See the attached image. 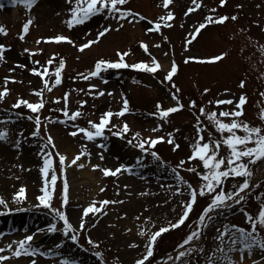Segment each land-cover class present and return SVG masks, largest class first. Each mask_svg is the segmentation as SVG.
<instances>
[{
  "label": "rangeland",
  "instance_id": "rangeland-1",
  "mask_svg": "<svg viewBox=\"0 0 264 264\" xmlns=\"http://www.w3.org/2000/svg\"><path fill=\"white\" fill-rule=\"evenodd\" d=\"M5 6L0 9V25L7 28V34H0V43L11 45L4 50V60H0V89L8 87L10 92L0 101V130H9L8 138L0 140V197L7 201V206L16 211L8 212L5 205L0 204V253L7 257L0 264H63L68 258L76 264H135V261L144 255L148 236L140 235V229L146 228L155 231L162 225L174 222L182 213L183 202L190 198L187 186L178 182L174 168L194 187H198L201 177L198 173L204 171L202 162L197 158L188 160L192 154L191 145L197 137L196 114L188 107L190 100H196L197 105H204L207 110H231L236 107V101L243 93L247 99L243 105L242 120L251 124L262 123L258 113L264 109V54L261 45H264V0H226L224 5L219 0H202L201 7L185 15L187 7L192 6L191 0H174L169 7L174 11L171 27L161 25L159 31H147L153 27L151 21L164 15L165 9L162 0H128L126 7L140 12L147 19L130 17L118 21L107 16L106 12L93 15L83 24L67 27L66 20L71 15L68 11L74 5L69 0H36L31 8L13 0H0ZM241 5V7H237ZM215 8V15L227 14L229 19L224 22L207 24L204 29L189 41V34ZM236 15V19L231 17ZM32 19L29 31L24 39L19 33L22 25ZM111 24L113 29L105 34L98 42L79 50L78 44L94 39L96 32ZM122 27L117 29V25ZM91 30V31H89ZM63 34L71 37L70 41H54L41 39ZM167 36L168 40L164 37ZM40 40L37 44L36 41ZM144 41L149 45L145 52L140 44ZM158 45V46H157ZM24 49H42L29 53ZM117 49L121 52L131 49L124 58L126 63L148 62L151 64L155 57L162 68L155 73L144 69L128 67L109 68L102 71L99 77L82 79L77 74L87 76L94 70L95 61L101 57L110 60L119 59ZM221 52L227 53L220 61L212 62L200 59L187 60V57H209ZM57 53V56H53ZM150 53V54H149ZM64 57L66 67L62 69V83L51 91L44 90L45 107L40 110L42 117L40 134L32 136L36 131L34 120L28 117L36 115L26 106L14 108L13 104L18 97L32 102L39 99L32 93L33 88H42V78L31 73L28 69L39 67L51 58L53 63L48 65L50 84L55 79L53 69L58 66L59 58ZM175 60L178 71L173 75V81L179 87L178 95L185 105L183 109L171 113L167 120L151 113L156 111L157 101L163 107L176 103L172 98L175 88L167 79V71L171 62ZM20 64L27 67H20ZM14 69V71H9ZM43 70V69H42ZM14 76L15 81L4 83V77ZM73 77H76L73 79ZM243 80L244 86H240ZM31 81V83H29ZM89 84L99 85L105 89V94L93 96L90 93L98 89H90ZM210 89L205 93L204 89ZM224 89L230 91L225 92ZM69 95V109L74 111L80 108L83 115L76 120L67 119L59 111L64 103L55 102L53 97ZM111 92V95L108 94ZM234 97L232 104H209V100ZM129 100L130 111L123 116L115 114L123 107V99ZM86 104L80 105L79 101ZM111 109L114 116L110 125L105 129V135L95 140H88L83 133L71 135L77 126L90 127L88 120L99 121L101 114ZM198 111V108L197 110ZM46 118V119H44ZM230 121L232 117H221ZM202 125H207L211 132L220 138V133L209 120L201 116ZM125 121L130 126V132L122 136L115 135L119 127L112 128L111 124L122 125ZM162 125V127H157ZM156 131H153V129ZM139 131L142 137L164 136V141H158L153 150L159 153L156 159L151 152L144 153L136 147L141 137H133L132 132ZM243 134L242 130H237ZM171 139L178 143L174 149ZM54 137L56 148L52 149L46 137ZM225 135L228 133L225 132ZM209 138L208 130L203 133ZM129 141H132L129 143ZM148 147V145H145ZM43 149V152L41 151ZM56 151L65 153L68 160L76 154L85 151L76 164L66 162L65 170L60 171L59 158ZM229 149L222 145L220 155H227ZM51 152L57 180L53 189L51 184V170L47 177L41 172L44 154ZM89 153L91 155H89ZM103 156V159L101 158ZM137 157H141L138 161ZM184 165L180 166V161ZM247 162V158H245ZM83 165L80 167L79 165ZM120 164H127L131 171L121 169L119 173L104 175L103 168H117ZM92 165H100L93 168ZM179 166V167H177ZM253 170L250 192L245 199L234 203L226 202V206L218 207L209 212L210 219L205 225H199L198 216L204 207L210 203L211 194L197 196V201L189 218L183 225L169 229L157 238L153 256L145 264H206L205 256H212L220 261L223 255L231 256L234 260L240 259L245 251L257 248V252L243 258V264H264V249L259 247V239L251 249H244L243 244L237 243L234 251H229L228 236L235 230L231 225L248 228L245 213L255 216L261 204H264V159H259L249 165ZM188 169H195L189 171ZM47 187L53 191L52 203L56 207H63L70 221L78 227L83 208L95 201L107 199L111 201L104 205L100 213L83 217L85 228L80 230L77 241H72L69 235L61 230L63 222L55 217L51 211L40 205L38 197L43 194L45 180ZM68 183V203L61 205L63 183ZM243 177H229L223 185L226 191L233 190L234 185L242 182ZM24 186L23 199H13V195ZM176 187L181 192L175 191ZM104 188V191H100ZM119 189V191H117ZM246 189L244 190L245 193ZM243 193V194H244ZM38 205V206H37ZM230 205V206H227ZM97 206H99L97 204ZM150 217L151 220L146 218ZM154 222V223H153ZM55 223L56 231H48V226ZM229 227V233L223 239V252L218 251L221 240L217 235ZM201 227V237L189 244L178 248L190 230ZM42 229V231H38ZM129 229L130 231H126ZM35 233L30 242L33 249L39 248L36 255L30 252L17 257L6 248L13 241H19L26 235ZM264 238V229L259 233ZM100 241L98 247L88 243L87 237ZM135 244L136 246H131ZM16 244L13 243V249ZM186 251L185 256L176 259L180 251ZM201 248L204 249L201 252ZM51 250L53 255L45 253ZM102 252V257L95 255ZM215 254V255H213ZM171 257V259H169Z\"/></svg>",
  "mask_w": 264,
  "mask_h": 264
},
{
  "label": "snow or ice",
  "instance_id": "snow-or-ice-1",
  "mask_svg": "<svg viewBox=\"0 0 264 264\" xmlns=\"http://www.w3.org/2000/svg\"><path fill=\"white\" fill-rule=\"evenodd\" d=\"M74 6L69 8L68 11L71 15L67 18L66 24L68 28H72L74 25L83 24L85 21L89 20L93 15L106 12L107 16L114 17L118 21L125 20L127 18H131L132 20H136L137 18L140 19H147L143 17L140 12L134 11V9L130 7H126L128 0H69ZM174 0H162V6L165 9V13L162 16H159L156 20L151 21L153 25L152 28L146 29L147 31L156 30L159 31L161 25H165L167 27H171L170 21H173L175 13L169 7L173 4ZM13 3H20L23 4L27 8H31L33 4L36 3V0H13ZM226 3V0H219V4L222 6ZM202 4V0H191V5L187 7L185 11V15L192 13L196 9L200 8ZM5 5L0 4V9H2ZM237 7H241V5H237ZM237 17L234 14L231 19L235 20ZM229 17L227 14L223 15H215V8L209 11V14L204 18L203 22L199 23L195 30L189 34V43L191 39H194L198 33L202 29L205 28L207 24L216 23V22H224L228 20ZM32 23V19H28L22 25V31L18 34L20 39L25 38V34L29 31V26ZM122 27V24L117 25V29ZM113 29L111 24L103 26L100 28L96 34L94 39H89L85 43L78 44L77 47L79 50L83 51L85 48L93 45L94 43L98 42L102 37L105 36L109 31ZM91 31V30H89ZM0 34H7V28L4 25H0ZM41 39L46 40H54L57 42L60 41H70L71 43L75 44L76 42L71 39V37L63 34H58L53 37H42ZM165 40H168V37H164ZM37 44L40 43L38 39L36 41ZM141 46L143 47L145 52H148L149 45L144 42L140 41ZM158 46V45H157ZM11 45H6L4 43H0V60H4V50L6 48H10ZM262 54H264V45H261ZM25 52L34 53L38 51H42V49H24ZM131 52V49L127 51L121 52L117 49V53L119 59L117 60H110L101 57L100 59L95 61L94 70L88 72L87 76H83V74L78 73L77 75L82 79H88L89 77H99L101 76L102 71H106L109 68H121V67H128L133 69H144L149 72L155 73L157 69L162 68L160 62L153 57L151 64L148 62H137L128 64L125 61V57ZM150 54V53H149ZM54 57L57 56V53L52 54ZM227 53L221 52L217 55H212L209 57H187V60L193 59H200L205 61H212L217 62L220 61L223 57H225ZM53 60L49 58L46 64L41 65L39 61H34V64L40 65L39 67H31L28 70L33 74H38L42 78V88H33L31 89L32 93L39 97L38 100L32 102L28 99L23 97H18L13 104L14 108H18L21 105L26 106L36 115L29 116L30 120H34L36 131L31 132L32 136H37L40 134L39 130L41 128L42 117L39 115L40 110L45 107V98H44V90L51 91L53 87L62 83V69L66 67V61L64 57L59 58L58 66H56L53 71L55 74V79L50 84L49 78H45L49 72L48 65H51ZM20 67H27V65L20 64ZM43 69V70H42ZM9 71H14V69H9ZM178 71V66L173 60L171 62L170 69L167 71L165 79H167L172 86L175 88V91L172 92V98L176 103L169 107H163L160 101H157L156 104V111L151 113L153 116H159L162 120H167L171 113L178 111L179 109H183L185 105L181 102V98L178 95L180 89L178 86L175 85L173 81V75ZM76 77H73L75 79ZM16 77L14 76H7L4 77V83L7 85L9 81H15ZM31 83V81H29ZM244 81L241 80L240 86H244ZM90 89H98V91L91 92L90 94L93 96H101L105 94V89H100L99 85L96 84H89ZM210 89L205 88L204 92H209ZM225 92L230 91L229 89H224ZM10 92L8 87H3L0 89V101L4 99V97ZM111 95V92H108ZM69 93L65 92L63 97L56 96L53 97L55 102H60L61 100L64 103V107L60 108L64 116L69 120H76L78 117L83 115L80 108H77L74 111H70L69 105ZM264 95V93H261ZM246 95L241 94L239 96L238 101H236V107L231 110H224L221 109L219 114L216 109L211 111L207 110L204 105H197L196 100H190L188 107H190L196 114V129H197V137L195 142L191 145L192 154L187 157L188 160H195L199 159L202 164L204 171L198 173L201 177V182L199 183L198 187H194L189 181H187L178 171L176 168L173 169L176 172V177L179 183L184 184L187 186V189L190 192V198L187 201L183 202V209L182 213L179 215V218L176 219L174 222H169L166 225H162L155 231L151 229L141 228L140 235L147 234L148 239L146 243V250L144 255L141 258L135 261V264H145L146 261L149 260V257L153 256L154 252V245L156 244L157 238L161 236L162 233H165L169 229L177 228L180 225H183L185 221L189 218L191 211L194 208V205L197 201V196L211 194L210 196V203H208L201 214L198 216L199 225L201 227L206 226L205 221L210 219L209 212L212 210L226 206V202L232 201L234 203H239L245 199L244 190L248 189L251 183V177L253 175V170L249 166L250 163H255L259 159H264V109H261L258 113V118L262 122L260 124L253 125L248 120H242L241 117L243 115V105L246 102ZM234 97L223 98V99H215L209 100L207 103L209 104H216V105H223V104H232ZM87 101L80 100L79 104L84 105ZM198 108V111H196ZM130 111L129 108V100L127 98L123 99V107H121L117 113L120 116H123L126 112ZM114 116V113L111 109L107 110L105 113L101 114L99 121L88 120V125L90 127H79L77 126L74 131H72L71 135L75 136L77 132L83 133L88 140H95L97 137H102L105 135V129L109 127L110 120ZM201 116L206 117L210 123H212L215 129L221 134L220 138H216V136L211 132V129L207 128V125H202ZM232 117L230 121H226L221 117ZM46 119V118H44ZM112 128L119 127L121 130L116 131L115 135L122 136L123 133L130 132V126L127 121H125L122 125H115L111 124ZM157 127H162V125H158ZM205 130L209 132V138L205 139L203 133ZM237 130H242L243 134H239ZM153 131H156L154 128ZM227 132L228 134L225 135L224 133ZM9 130L4 128L0 130V140H4L8 138ZM133 137H141L139 142L136 144V147L140 148L144 153L151 152V155L156 159H160L159 153L153 150L154 146L157 144L158 141H164V136H149V137H142V134L139 131L131 133ZM169 139L168 143H172L175 148H179L178 143H174L173 139H171L172 134H168ZM48 143L51 145L52 149L56 148V144L54 142V137L50 134L46 137ZM132 141H129L131 143ZM148 145V147H145ZM222 145H226L229 151L227 155H220V149ZM43 152V149H41ZM56 156L59 158V165L60 171L63 172L65 170L66 162L71 164H76L77 161L80 159L81 156L85 155V151H81L76 154L71 160H68L67 155L65 153H60L56 151ZM89 155H91L89 153ZM103 159V156H101ZM247 158V162L245 160ZM141 157H137L139 161ZM184 165V160L180 161V166ZM83 167V165H79ZM93 168L100 167V165H92ZM179 167V166H177ZM121 169H127L131 171V167L127 164H120L117 168H103L104 175L108 174H116L121 171ZM49 170H51V184L54 189L55 183L57 180L56 170L53 164L52 153L48 152L44 154V162L43 167L41 168V172L44 174L45 177L49 175ZM189 171H195V169H188ZM229 177H243L242 182L234 185L233 190L226 191L223 187L225 182ZM48 180H45V188L43 190V194L38 197L40 205L47 207L51 213L55 215V217L59 218L63 222V228L61 229L65 235H71L69 238L72 241L78 240V235L80 230L85 228V220L83 217L88 216L89 213L95 215L96 213H100L104 205L111 203L107 199L101 201H93L89 205L83 208L82 217L80 219L78 227L74 226L73 223L70 221L66 211L63 207H56L52 203L53 199V191L49 190L47 187ZM100 191H104V188H101ZM119 191V189H117ZM175 191L180 193L182 190L180 187H176ZM25 188L21 186L20 190L13 195V199H23L24 197ZM62 199L61 205H66L68 203V183L67 180H64L63 183V192H62ZM0 204L5 205V209L8 212L16 211L17 209H13L7 206V201L4 200L3 197H0ZM97 204L99 206H97ZM38 206V205H37ZM230 206V205H227ZM247 221L250 223V230L248 228L240 227L237 225H231V228L235 231L228 236L230 241L229 251H234V246L239 242L243 244L244 249H251L253 245L257 244L259 239V247L264 249V238H259L258 235H254L253 233H259L261 229H264V204H261L259 210L255 216L251 213H245ZM151 220L150 217L146 218ZM154 223V222H153ZM201 227H196L194 230H190L187 236L184 238L180 245H177L178 248H182L183 245L189 244L194 240H198L201 237ZM48 231H56V224L53 223L48 226ZM38 231H42V229H38ZM126 231H130L126 229ZM229 233V227L225 226L224 231L217 235V239L221 240V247L218 251L223 252V239L225 234ZM35 233L26 235L23 239L19 241H13L6 245V248L9 249L12 254L19 257L22 254L30 252L31 255H36L37 252L40 251L39 248L33 249L32 244L30 243L33 240V236ZM88 243L93 245L94 247H98L100 241L93 240L91 236L87 237ZM13 243L16 244V247L13 249ZM131 246H136L135 244ZM192 249L189 248L184 251H180L176 259L179 260L181 257L185 256L186 251L190 252ZM5 251L4 248H0V253ZM204 249L201 248V252ZM46 255H53L51 250H48ZM95 255L97 257H102V252L96 251ZM215 255V254H213ZM7 257L4 255H0V261L6 260ZM171 259V257H169ZM206 264H243V256L241 255L240 259L234 260L231 256L223 255V258L220 261L214 260L212 256H205ZM31 264H36V261H31ZM63 264H76V262L65 258ZM187 264V262H185ZM255 264V261H253Z\"/></svg>",
  "mask_w": 264,
  "mask_h": 264
},
{
  "label": "bare ground",
  "instance_id": "bare-ground-1",
  "mask_svg": "<svg viewBox=\"0 0 264 264\" xmlns=\"http://www.w3.org/2000/svg\"><path fill=\"white\" fill-rule=\"evenodd\" d=\"M255 252H257V248H254L253 250H251V251H245L244 253H242L241 255L243 256V258L244 257H246V256H250L251 255V253L253 254V253H255ZM240 255V256H241Z\"/></svg>",
  "mask_w": 264,
  "mask_h": 264
}]
</instances>
